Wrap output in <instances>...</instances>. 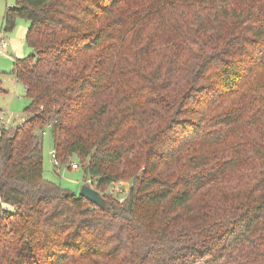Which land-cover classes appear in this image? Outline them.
I'll list each match as a JSON object with an SVG mask.
<instances>
[{"label":"trees","instance_id":"trees-1","mask_svg":"<svg viewBox=\"0 0 264 264\" xmlns=\"http://www.w3.org/2000/svg\"><path fill=\"white\" fill-rule=\"evenodd\" d=\"M20 18L0 264H264V0H16L5 31ZM50 123L108 208L45 178Z\"/></svg>","mask_w":264,"mask_h":264},{"label":"rangeland","instance_id":"rangeland-1","mask_svg":"<svg viewBox=\"0 0 264 264\" xmlns=\"http://www.w3.org/2000/svg\"><path fill=\"white\" fill-rule=\"evenodd\" d=\"M16 0H0V37L3 33L10 41V47L3 55H0V109L8 113V117L13 120L25 117V108L30 100L27 97L25 87L20 83L13 73L15 60L29 56L33 49L26 42V33L30 21L20 18L15 27L10 31H5V14L8 8L13 7ZM17 123V122H16ZM1 129V128H0ZM53 136L45 135L44 147V176L54 181L62 188L70 190L79 195L81 187L89 181L82 167L70 168L71 163H79L78 157L71 158L68 164L57 166L51 155L54 149ZM132 181H121L114 184L112 192L119 199H125L131 187Z\"/></svg>","mask_w":264,"mask_h":264},{"label":"built area","instance_id":"built-area-1","mask_svg":"<svg viewBox=\"0 0 264 264\" xmlns=\"http://www.w3.org/2000/svg\"><path fill=\"white\" fill-rule=\"evenodd\" d=\"M1 35L2 36L0 37V55H3L5 50L10 47V41L7 39V37L3 33ZM27 119H28V115L26 114L25 117L17 118L16 120H13L10 117H8V113L6 111H4L3 109H0V128H9L12 126H16V125L26 122ZM51 130H52V123L45 126V128L40 131V134H42L43 136L51 135ZM51 155L53 157L55 164L57 165V153L55 149L52 150ZM70 165L72 168L78 167L77 163H71ZM120 201L122 200L120 199ZM3 207L6 208L5 205H3Z\"/></svg>","mask_w":264,"mask_h":264},{"label":"water","instance_id":"water-1","mask_svg":"<svg viewBox=\"0 0 264 264\" xmlns=\"http://www.w3.org/2000/svg\"><path fill=\"white\" fill-rule=\"evenodd\" d=\"M114 187V183L110 185V187L107 190V193H112V188ZM67 195V193H64ZM80 196L87 198L88 200L92 201L99 207L106 209L109 207L106 198L103 196L102 193H100L98 190L94 189L90 184H84L81 187Z\"/></svg>","mask_w":264,"mask_h":264}]
</instances>
